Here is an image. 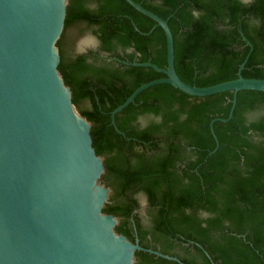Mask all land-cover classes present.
Here are the masks:
<instances>
[{"label": "trees", "instance_id": "1", "mask_svg": "<svg viewBox=\"0 0 264 264\" xmlns=\"http://www.w3.org/2000/svg\"><path fill=\"white\" fill-rule=\"evenodd\" d=\"M167 18L174 66L192 84L242 75L264 77V0H135ZM135 23L138 27H134ZM90 31L95 48L74 49ZM249 41V42H248ZM58 68L78 110L92 123L111 187L103 210L115 229L146 249L138 264H264V91L189 94L153 84L115 113L141 83L164 76L166 38L155 20L126 0H68L57 40ZM143 194L147 215L137 209Z\"/></svg>", "mask_w": 264, "mask_h": 264}, {"label": "water", "instance_id": "2", "mask_svg": "<svg viewBox=\"0 0 264 264\" xmlns=\"http://www.w3.org/2000/svg\"><path fill=\"white\" fill-rule=\"evenodd\" d=\"M156 21L166 38V66L150 61L165 75L137 86L111 110V122L143 89L167 82L193 95L231 90L233 114L241 89L264 91V77L244 76L208 84L184 81L174 66L173 34L167 18L135 0H126ZM68 0H0V264H138L146 249L115 229L119 216L105 212L111 187L101 176L104 157L92 142L91 121L72 100L58 64L59 39ZM134 27L138 29L135 23ZM249 42V41H248ZM188 264V263H187Z\"/></svg>", "mask_w": 264, "mask_h": 264}, {"label": "rangeland", "instance_id": "3", "mask_svg": "<svg viewBox=\"0 0 264 264\" xmlns=\"http://www.w3.org/2000/svg\"><path fill=\"white\" fill-rule=\"evenodd\" d=\"M97 44L98 42H97L96 37L90 31H85L84 33L77 36L75 40L74 49L76 51H84L87 49L95 48ZM137 197L140 202V206L137 209V211L140 213L141 217L145 219L147 215L146 198L143 194H140V193L137 194Z\"/></svg>", "mask_w": 264, "mask_h": 264}]
</instances>
